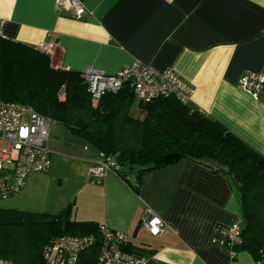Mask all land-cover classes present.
I'll return each instance as SVG.
<instances>
[{"label": "crops", "instance_id": "1", "mask_svg": "<svg viewBox=\"0 0 264 264\" xmlns=\"http://www.w3.org/2000/svg\"><path fill=\"white\" fill-rule=\"evenodd\" d=\"M80 2L85 13L77 19L59 12L56 0H0V34L38 48L56 42L54 69L81 73L93 66L113 74L136 60L170 69L193 87L189 107L264 156V97L255 100L238 88L246 72L264 70V0ZM52 149L49 171L29 174L9 198L15 210L48 213L31 186L62 176L67 166L69 189L54 199V210L72 203V220L126 233L152 251L150 264H255L249 253L225 249L222 230L240 220V209L222 172L184 159L144 173L136 192L113 171L91 176L97 161L91 149L82 152L73 143L69 153ZM128 179L134 183V170ZM146 210L164 222L158 236L143 227Z\"/></svg>", "mask_w": 264, "mask_h": 264}, {"label": "trees", "instance_id": "2", "mask_svg": "<svg viewBox=\"0 0 264 264\" xmlns=\"http://www.w3.org/2000/svg\"><path fill=\"white\" fill-rule=\"evenodd\" d=\"M134 97L126 87L93 102L81 73L54 69L40 48L0 37L1 102L31 106L62 124L72 138L114 161L115 173L136 192L144 173L184 159L222 172L240 209L242 242L233 250L257 259L264 251V156L217 121L172 97L140 100L142 117L134 118L129 114ZM133 170L131 183L128 174ZM73 213L72 203L56 214L0 208V258L42 264L44 247L60 237L98 238V224L74 221ZM125 251L146 257L152 252L131 241ZM98 252L97 241L80 254L78 264H95Z\"/></svg>", "mask_w": 264, "mask_h": 264}, {"label": "built area", "instance_id": "3", "mask_svg": "<svg viewBox=\"0 0 264 264\" xmlns=\"http://www.w3.org/2000/svg\"><path fill=\"white\" fill-rule=\"evenodd\" d=\"M57 10L72 11L79 19L85 13L80 0H56ZM1 38H4L0 34ZM56 42L44 43L42 52L51 57L57 49ZM86 90L92 101L106 94L116 93L128 87L139 100L148 102L157 98L172 97L183 105L191 102L194 89L172 70H160L139 60L109 74L87 66L81 72ZM238 88L255 100L264 94V70L246 72L238 81ZM63 93V89L60 90ZM52 120L39 114L31 106L0 101V200L18 194L31 173H46L51 167V152L48 147ZM88 148L84 146V150ZM114 161L97 154V161L90 167V175L102 177L105 172H115ZM143 227L149 235L158 236L164 222L146 210L142 218ZM98 238L93 235L63 236L48 244L42 251V264H78L80 254L99 243L95 264H150L149 258L125 251L129 242L126 233L113 230L105 224L98 225ZM225 249L236 254L233 247L240 245L241 220L223 228ZM0 264H19L0 258ZM255 264H264V251L255 259Z\"/></svg>", "mask_w": 264, "mask_h": 264}, {"label": "rangeland", "instance_id": "4", "mask_svg": "<svg viewBox=\"0 0 264 264\" xmlns=\"http://www.w3.org/2000/svg\"><path fill=\"white\" fill-rule=\"evenodd\" d=\"M94 102V101H93ZM129 114L134 118L142 117V110L140 108V100L135 96L132 100V103L129 107ZM52 143V144H51ZM73 143L78 147L79 150H84V145L70 136L66 128L57 122H52L50 128V141L48 142L49 150L52 151L57 149L59 151L69 153L67 150V144ZM65 169L62 172V176L52 177L48 179H41L34 183L31 187L34 191L38 192L40 195L36 196L38 198L36 201L43 200V202L48 205L50 213H57L59 208L54 210L52 204L55 198L64 194L69 189V171L67 166H64ZM42 197V198H41ZM13 199L9 200H0V208L15 209L12 204ZM54 211V212H53ZM57 211V212H56Z\"/></svg>", "mask_w": 264, "mask_h": 264}]
</instances>
